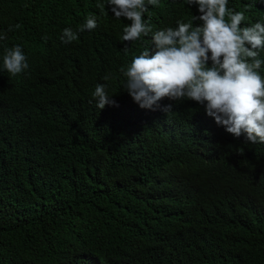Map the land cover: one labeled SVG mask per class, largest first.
<instances>
[{"label":"trees","instance_id":"1","mask_svg":"<svg viewBox=\"0 0 264 264\" xmlns=\"http://www.w3.org/2000/svg\"><path fill=\"white\" fill-rule=\"evenodd\" d=\"M83 1L13 0L51 23ZM31 102L0 83V264H264L263 143L204 107L92 124Z\"/></svg>","mask_w":264,"mask_h":264},{"label":"clouds","instance_id":"2","mask_svg":"<svg viewBox=\"0 0 264 264\" xmlns=\"http://www.w3.org/2000/svg\"><path fill=\"white\" fill-rule=\"evenodd\" d=\"M32 0H20V3ZM84 0L61 22L0 0V83L95 123L117 108L195 111L264 144V0Z\"/></svg>","mask_w":264,"mask_h":264}]
</instances>
